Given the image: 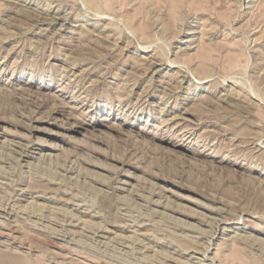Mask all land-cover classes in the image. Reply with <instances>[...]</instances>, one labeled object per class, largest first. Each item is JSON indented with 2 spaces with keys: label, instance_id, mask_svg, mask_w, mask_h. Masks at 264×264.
<instances>
[{
  "label": "rangeland",
  "instance_id": "rangeland-1",
  "mask_svg": "<svg viewBox=\"0 0 264 264\" xmlns=\"http://www.w3.org/2000/svg\"><path fill=\"white\" fill-rule=\"evenodd\" d=\"M0 229L22 264H264V0H0Z\"/></svg>",
  "mask_w": 264,
  "mask_h": 264
},
{
  "label": "bare ground",
  "instance_id": "bare-ground-1",
  "mask_svg": "<svg viewBox=\"0 0 264 264\" xmlns=\"http://www.w3.org/2000/svg\"><path fill=\"white\" fill-rule=\"evenodd\" d=\"M175 7H176V5H175ZM20 191V190H19ZM27 192V191H26ZM23 193V192H22ZM158 194V193H157ZM15 197V196H14ZM26 197V196H25ZM155 198V197H154ZM19 202V201H18ZM5 204V203H4ZM11 205V204H10ZM6 206V205H5ZM19 207V206H18ZM22 207V210H23V206H21ZM48 207V206H47ZM53 207V206H52ZM27 207L25 206V209H26ZM61 208V207H60ZM3 209V208H2ZM62 209V208H61ZM68 209V208H67ZM20 210V209H19ZM34 210V209H33ZM59 209H58V207H54L53 209L50 207V211H52L53 213H56L57 211H58ZM17 211V210H16ZM25 211V210H24ZM61 211V210H60ZM19 212V211H18ZM38 212V211H37ZM41 212V211H40ZM69 212V211H68ZM26 213V212H25ZM42 213V212H41ZM18 214V213H17ZM27 214V213H26ZM33 214H34V212H33ZM37 214V213H36ZM62 214H64L63 212H62ZM28 215V214H27ZM48 215V214H47ZM52 215V214H51ZM78 215V214H77ZM39 216V215H38ZM53 216H54V214H53ZM6 217V216H5ZM37 217V216H36ZM41 217V216H40ZM49 217V216H48ZM69 217V216H68ZM17 218V217H16ZM21 218V217H20ZM50 218V217H49ZM26 219V218H25ZM55 219V218H54ZM58 219V218H57ZM69 219V218H68ZM14 220V219H13ZM53 220V219H52ZM51 220V221H52ZM77 220H79L78 222H77ZM59 221V220H58ZM63 222V221H62ZM77 222V223H76ZM55 223V222H54ZM65 223V222H64ZM74 223H76V224H72V225H75V226H79V223H81V220L80 219H76V221L74 222ZM84 224H86L85 222H83ZM82 223V224H83ZM28 224V223H27ZM30 224H31V222H30ZM63 224V223H62ZM61 224V225H62ZM83 224V225H84ZM86 225H88V224H86ZM81 226V225H80ZM52 227V226H51ZM60 227V226H59ZM87 227V226H86ZM89 227V226H88ZM88 227L87 228H85V230L86 229H88ZM92 228H94V227H92ZM11 229V228H10ZM51 229V228H50ZM57 229V228H56ZM61 229V228H60ZM69 229V228H68ZM1 230V229H0ZM51 231V230H50ZM58 231V230H57ZM63 231V230H62ZM77 232H78V230H76ZM89 231V230H88ZM91 231H93V230H91ZM68 232V231H67ZM70 232V231H69ZM73 232V231H72ZM86 232V231H85ZM71 233V232H70ZM79 234V233H78ZM85 235V234H84ZM1 232H0V264H22V262H21V260H20V258H19V256H17L20 252H19V250L18 251H14L13 249H12V247H11V245L10 244H6L5 242H3V240H1ZM62 238V237H61ZM109 238V237H108ZM74 241V240H73ZM100 241V240H99ZM68 242H69V240H68ZM122 242V241H121ZM100 243H102V241L100 242ZM123 245V244H122ZM16 246V245H15ZM22 249V248H21ZM15 250H17L16 249V247H15ZM126 252V251H125ZM20 255V254H19ZM22 255V254H21ZM28 255V254H27ZM55 258V257H54ZM53 258V259H54ZM61 258V257H60ZM21 259H22V257H21ZM64 260V259H63ZM54 261V260H53ZM57 261H58V259H57ZM51 262H52V260H51ZM55 264H66L65 262H61V261H58V262H55ZM73 264V263H72ZM76 264V263H75ZM79 264V263H78Z\"/></svg>",
  "mask_w": 264,
  "mask_h": 264
}]
</instances>
